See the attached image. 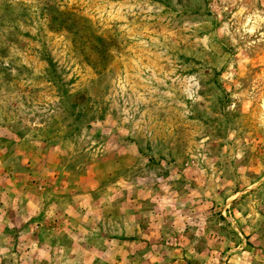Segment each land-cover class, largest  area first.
I'll return each mask as SVG.
<instances>
[{"label": "rangeland", "instance_id": "374dc122", "mask_svg": "<svg viewBox=\"0 0 264 264\" xmlns=\"http://www.w3.org/2000/svg\"><path fill=\"white\" fill-rule=\"evenodd\" d=\"M0 264H264V0H0Z\"/></svg>", "mask_w": 264, "mask_h": 264}]
</instances>
